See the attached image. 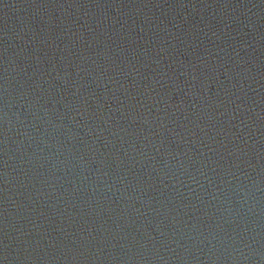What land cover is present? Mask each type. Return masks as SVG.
<instances>
[{
	"label": "water",
	"instance_id": "95a60500",
	"mask_svg": "<svg viewBox=\"0 0 264 264\" xmlns=\"http://www.w3.org/2000/svg\"><path fill=\"white\" fill-rule=\"evenodd\" d=\"M0 264H264V0H0Z\"/></svg>",
	"mask_w": 264,
	"mask_h": 264
}]
</instances>
